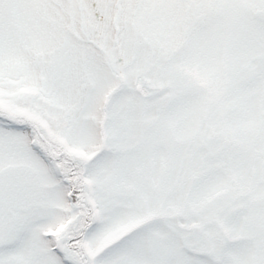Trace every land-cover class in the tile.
I'll return each mask as SVG.
<instances>
[{"label": "snow or ice", "instance_id": "6c2138e0", "mask_svg": "<svg viewBox=\"0 0 264 264\" xmlns=\"http://www.w3.org/2000/svg\"><path fill=\"white\" fill-rule=\"evenodd\" d=\"M0 264H264V0H0Z\"/></svg>", "mask_w": 264, "mask_h": 264}]
</instances>
